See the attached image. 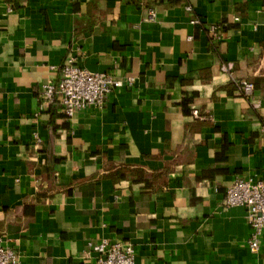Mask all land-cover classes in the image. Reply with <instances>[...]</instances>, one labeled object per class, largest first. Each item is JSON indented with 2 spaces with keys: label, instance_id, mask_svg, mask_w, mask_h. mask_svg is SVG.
<instances>
[{
  "label": "crops",
  "instance_id": "obj_1",
  "mask_svg": "<svg viewBox=\"0 0 264 264\" xmlns=\"http://www.w3.org/2000/svg\"><path fill=\"white\" fill-rule=\"evenodd\" d=\"M69 54L134 82L65 119L39 92ZM246 176L264 178V0H0V235L19 264H98L101 238L135 264H264V228L251 250L223 202Z\"/></svg>",
  "mask_w": 264,
  "mask_h": 264
},
{
  "label": "built area",
  "instance_id": "obj_2",
  "mask_svg": "<svg viewBox=\"0 0 264 264\" xmlns=\"http://www.w3.org/2000/svg\"><path fill=\"white\" fill-rule=\"evenodd\" d=\"M155 2L156 0H150ZM191 9V5H186ZM156 16L155 10L148 8V18ZM209 34L213 39H220L216 26H209ZM133 76L119 77L105 72H91L77 65L76 57L69 54L60 67L58 80L48 78L41 85L39 97L47 102H57L60 113L65 119H71L77 110L89 106L102 107L107 96L123 85H132ZM238 90L246 97L253 100V105L258 106V101L253 99L254 84L250 81L239 80ZM195 112V111H194ZM196 113V112H195ZM36 144L40 139L34 133ZM223 202L225 206H243L246 210V220L250 227L247 238L249 248L257 250L259 238L264 228V178L254 176L236 177L224 191ZM87 252L96 255L98 264H135L134 247L129 241L89 240ZM0 264H19L18 251L4 241L0 235Z\"/></svg>",
  "mask_w": 264,
  "mask_h": 264
}]
</instances>
